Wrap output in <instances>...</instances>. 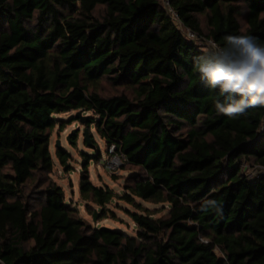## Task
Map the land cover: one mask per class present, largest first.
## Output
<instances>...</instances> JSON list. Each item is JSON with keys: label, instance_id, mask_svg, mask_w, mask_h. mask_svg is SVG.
Instances as JSON below:
<instances>
[{"label": "trees", "instance_id": "1", "mask_svg": "<svg viewBox=\"0 0 264 264\" xmlns=\"http://www.w3.org/2000/svg\"><path fill=\"white\" fill-rule=\"evenodd\" d=\"M164 1L0 0V264H264V107L218 114L222 98L193 67L202 54L165 8L217 45L264 44V0ZM71 111L92 115L131 172L118 193L94 185L90 139L84 208L102 220L124 202L133 234L80 218L50 178L51 135Z\"/></svg>", "mask_w": 264, "mask_h": 264}, {"label": "clouds", "instance_id": "2", "mask_svg": "<svg viewBox=\"0 0 264 264\" xmlns=\"http://www.w3.org/2000/svg\"><path fill=\"white\" fill-rule=\"evenodd\" d=\"M223 39L222 46H208L193 67L222 98L215 102L216 112L236 118L250 108L264 107V44L243 34Z\"/></svg>", "mask_w": 264, "mask_h": 264}, {"label": "rangeland", "instance_id": "3", "mask_svg": "<svg viewBox=\"0 0 264 264\" xmlns=\"http://www.w3.org/2000/svg\"><path fill=\"white\" fill-rule=\"evenodd\" d=\"M162 3H164V0H161ZM178 26V24H176ZM198 43L202 44V50L205 51V49L209 46L205 42H201L200 40L196 39ZM111 90L110 87L105 88V92L108 93ZM84 116L92 117V115L85 114L80 112ZM77 111H71L69 113L62 114L60 116H57L60 119H64L66 121V126L62 132H57L56 129L53 130L50 140V154L52 157V160L54 161V168L52 173L50 174V178L52 181L54 180L59 186L62 187L64 190L65 195V201L71 202V204L77 208L78 210V216L82 218L83 220L94 224L97 220H99V213L97 211L94 212L96 216V221L93 222V216L89 215L84 208V203L81 202L79 198V192H78V181H79V171L81 170L79 167V164L81 162L80 152H85L87 154H93L95 151L93 149L88 148L86 145H84V137H83V130L84 128H87L89 131V138L93 140L94 144L97 145L98 150L100 152V160L98 162L91 161L89 166V177L91 182L94 185L97 186H106L115 192L121 191V185L124 182V178L127 177L131 172L129 170H121L111 172L109 169L105 167V161L108 158V154L106 152V147L104 142L100 139L99 135L97 134L93 124L88 126L87 121L84 123H81L80 121H72L71 117L76 116ZM77 129L75 131L76 136V145L72 146L69 142L71 138V134H73V130ZM59 141L62 148L67 150L71 155L72 159L70 161L69 166L75 170V172H71L67 174L65 169L58 164L56 154H55V143ZM243 170L245 174L255 175L261 169L259 167L254 168H248V165H243ZM145 206H147L150 209H159V207H156L154 205L144 203ZM112 212L114 213V217L108 216L107 218H104L102 220H99L97 222V225L108 228V229H116L123 232H126L128 234H133V223L131 219L128 217V215L125 213V209H128L130 211H134V209L130 206H127L124 202L116 201L115 203L108 206ZM124 210H123V209ZM161 213L156 214L155 216H159Z\"/></svg>", "mask_w": 264, "mask_h": 264}, {"label": "built area", "instance_id": "4", "mask_svg": "<svg viewBox=\"0 0 264 264\" xmlns=\"http://www.w3.org/2000/svg\"><path fill=\"white\" fill-rule=\"evenodd\" d=\"M165 8L171 15V18L175 22V24H178V26L177 25L176 26L180 30V32L183 34L185 40L193 44V46L198 52L203 54L204 52V50H202L203 43H198L196 39L200 40L201 42H205V46L206 44L209 46L212 44H216L212 40H206L203 38H199L194 32L183 27V25L178 21L176 13L171 8H169V6H167L166 4H165ZM107 151H108L107 152L108 158L105 161V167L109 169L111 172L118 171L121 168V166L124 164L125 157L122 154H119L116 152V148L114 145L109 146Z\"/></svg>", "mask_w": 264, "mask_h": 264}, {"label": "water", "instance_id": "5", "mask_svg": "<svg viewBox=\"0 0 264 264\" xmlns=\"http://www.w3.org/2000/svg\"><path fill=\"white\" fill-rule=\"evenodd\" d=\"M75 117L78 118L81 123H84L88 119L87 115L84 116L80 112H77ZM75 131H77V129L73 130V134L75 133ZM73 134H71V135H73ZM83 137H84V141L86 143V146L90 147L91 146V141H90V138H89V134H88V129L87 128H84V130H83ZM55 146L58 147V148H61L60 142L57 141L55 143ZM95 219H96V216L94 214L93 215V221H96Z\"/></svg>", "mask_w": 264, "mask_h": 264}]
</instances>
